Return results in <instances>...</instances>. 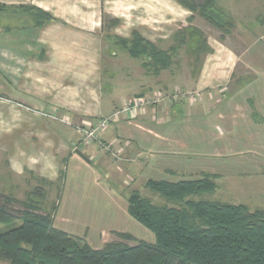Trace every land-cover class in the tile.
<instances>
[{"label": "crops", "instance_id": "obj_1", "mask_svg": "<svg viewBox=\"0 0 264 264\" xmlns=\"http://www.w3.org/2000/svg\"><path fill=\"white\" fill-rule=\"evenodd\" d=\"M219 1L233 45L206 34L176 0H0L7 13L39 9L51 17L0 28V167L11 188L42 187L50 202L58 189L54 228L60 215L82 221L107 199L123 207L126 192L149 180L264 176V27H239L264 0ZM105 17L118 22L110 27ZM188 27L204 32L210 49L197 69L173 57L156 71L123 44L137 34L166 52ZM179 80L200 98L119 116L100 133L108 153L84 145L78 128L97 126L134 97L182 91ZM110 232L104 246L130 234Z\"/></svg>", "mask_w": 264, "mask_h": 264}, {"label": "trees", "instance_id": "obj_2", "mask_svg": "<svg viewBox=\"0 0 264 264\" xmlns=\"http://www.w3.org/2000/svg\"><path fill=\"white\" fill-rule=\"evenodd\" d=\"M176 1L193 14L198 13L217 30H226L228 35V25L224 22L233 23L229 18V21L221 18L216 0ZM4 10L0 4V19ZM39 12L44 16L42 22L51 19L49 14ZM107 21L110 27L118 22ZM186 34L201 36L204 45L199 47L205 54L210 51L206 47L207 37L195 27L176 35V44L166 52L137 34L131 42L123 41V44L132 55L149 58L150 65L159 71L171 67L172 55L185 45ZM197 40L200 41L199 37ZM215 179L216 176L204 175L176 183L149 180L146 188L174 206L155 205L134 191L128 198V212L155 235V243L118 234V241L107 243L102 249H93L84 240L53 227L55 204L51 210L40 205L39 201L47 196L42 187L33 189L34 195L29 192L24 201L0 192V227L9 226L0 231V260L9 264H264V210L189 199L214 194ZM13 204H19L21 209L14 210Z\"/></svg>", "mask_w": 264, "mask_h": 264}, {"label": "rangeland", "instance_id": "obj_3", "mask_svg": "<svg viewBox=\"0 0 264 264\" xmlns=\"http://www.w3.org/2000/svg\"><path fill=\"white\" fill-rule=\"evenodd\" d=\"M221 1L225 3L226 0H220L219 3L221 5ZM218 3V2H217ZM228 3H232V0H228ZM232 5V4H231ZM218 4L216 5V7ZM4 14L5 19H0V28L1 27H10V28H19L22 25H28L29 21H34V23H38L43 20L44 16L39 12V10L33 9H25L24 11H9L7 13L6 7ZM191 12V11H190ZM192 13V12H191ZM3 14V13H2ZM9 14V16H7ZM25 17L27 20H25ZM217 17V16H216ZM219 18V16H218ZM221 18L225 21H229L228 18H225L224 15L221 14ZM258 19V22H255L254 19ZM200 21V26L203 28L204 32L208 35H216L220 36V38H227L230 44L233 45V41L231 40L230 33L232 32L234 26L229 25V23H225L228 25L226 28L228 35H226V30H218L212 26L209 22H207L203 17H201L198 13L191 14V20ZM220 20V19H219ZM222 21V20H221ZM196 23V22H195ZM223 23V22H222ZM197 24V23H196ZM239 27L246 28L248 30H255L259 27H264V10L253 14L252 16L249 15L247 17L246 22L239 23ZM190 28V27H188ZM203 32V33H204ZM204 33V34H205ZM206 36V35H205ZM225 36V37H224ZM200 39V41H196V38ZM207 37V36H206ZM186 43L185 45H181L179 51L173 54L175 59V64L178 62V66L184 65V67L189 66L190 62H194L195 68L200 65L201 60L204 56V49L200 48V45H204V39L201 36L196 35H185ZM199 47V49H198ZM197 49V50H196ZM180 82L176 84V86L182 89V92H189L191 90L185 91L186 83L183 80H179ZM110 87H116V84H109ZM172 85V84H171ZM170 85V86H171ZM106 85V91L110 88ZM123 90H114V96L118 97ZM169 93V92H168ZM108 95V93H106ZM86 147H91L97 153H101L100 144L98 142H84ZM3 169L0 167V192H2L6 196H10L18 201H24L26 195L31 192L32 195L35 193L32 192L30 188H17V187H9L7 184L9 181L7 179V175L2 172ZM214 183L217 186V190L214 194H202L199 196H193L189 199L193 200H206L211 202H220V203H228V204H235V205H246L251 211H255L257 209L264 210V176H232L229 178L224 177L221 180H214ZM46 188V185H44ZM89 191L92 192V187H87ZM54 191V190H53ZM58 189L55 188V192L51 197L52 201L48 200V191L47 196L45 197L46 200H41L40 205L45 206L47 210H51V206L54 205L57 201ZM89 191L84 193L83 197H88ZM131 192H139L142 196L147 197L152 200L155 205L158 206H174L171 203H168L165 199L161 198L159 195L153 193L149 189L146 188L143 184H136L130 190ZM115 194V193H114ZM128 192H126V200L124 201L123 207L116 206L115 200L113 198V204H109L108 199L106 203H103L102 206H99L96 211H92L90 214H84L81 219L79 220H67V216L62 219V215L57 218L55 221V227L61 229L63 231L69 232L73 236L77 235L79 238H82L86 243L90 244L93 249H102L104 247V243L108 240L104 239V232L111 233L110 231L115 230L124 233L132 234L137 241H145L148 243L155 242V235L145 228L142 224L138 221L133 219L130 214L127 212L128 207ZM31 196V195H30ZM29 196V197H30ZM33 197V196H31ZM37 200V199H36ZM125 206V208H124ZM14 210H20L21 207L19 204H13L11 206ZM123 208V209H122ZM73 218L78 216L72 215ZM71 217V218H72ZM88 219V220H84ZM19 224V222L17 223ZM16 224V225H17ZM9 229V226H1L0 231H5ZM76 236V237H77ZM110 240L118 241L119 238L117 236H110ZM0 264H9L6 261H1Z\"/></svg>", "mask_w": 264, "mask_h": 264}, {"label": "built area", "instance_id": "obj_4", "mask_svg": "<svg viewBox=\"0 0 264 264\" xmlns=\"http://www.w3.org/2000/svg\"><path fill=\"white\" fill-rule=\"evenodd\" d=\"M200 92L198 91H189L182 92L180 90H175L169 93H157L153 95H144L139 97H134L124 104L120 110L115 112L112 116L105 118L95 127H83L78 128L83 134L84 141L87 142H98L100 144V150L102 152H110V148L106 146L100 140V133L104 131L110 122L117 120L121 115L133 116L137 113L143 112L147 107L155 106L164 102H187L193 103L200 98Z\"/></svg>", "mask_w": 264, "mask_h": 264}, {"label": "water", "instance_id": "obj_5", "mask_svg": "<svg viewBox=\"0 0 264 264\" xmlns=\"http://www.w3.org/2000/svg\"><path fill=\"white\" fill-rule=\"evenodd\" d=\"M83 158H84V156H83Z\"/></svg>", "mask_w": 264, "mask_h": 264}]
</instances>
